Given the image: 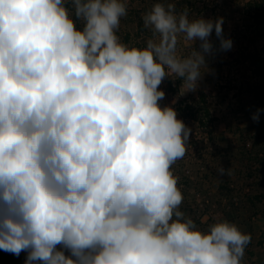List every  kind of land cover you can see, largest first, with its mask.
Returning <instances> with one entry per match:
<instances>
[{
  "label": "clouds",
  "instance_id": "1",
  "mask_svg": "<svg viewBox=\"0 0 264 264\" xmlns=\"http://www.w3.org/2000/svg\"><path fill=\"white\" fill-rule=\"evenodd\" d=\"M129 2L0 0V249L24 264H242L250 233L181 210L173 166L192 129L160 103L165 78L198 90L213 31L232 47L224 18L154 0L137 46L117 34Z\"/></svg>",
  "mask_w": 264,
  "mask_h": 264
},
{
  "label": "rangeland",
  "instance_id": "2",
  "mask_svg": "<svg viewBox=\"0 0 264 264\" xmlns=\"http://www.w3.org/2000/svg\"><path fill=\"white\" fill-rule=\"evenodd\" d=\"M153 2L130 0L117 33L123 42L143 46L151 36L142 16ZM176 8H188L190 18L223 17V35L232 41L226 51L214 45L210 71L196 92L180 95L179 79L165 78L160 85L166 94L160 103L175 101L178 118L192 129L186 156L173 166L184 196L181 210L204 229L217 219L235 223L252 237L246 263L264 264V75L253 63L264 57V18L257 21L264 17V0H177ZM210 39L217 40L214 31ZM186 104L194 106L197 118L207 110L213 122L199 125L184 111ZM220 166L231 175L219 176Z\"/></svg>",
  "mask_w": 264,
  "mask_h": 264
},
{
  "label": "trees",
  "instance_id": "3",
  "mask_svg": "<svg viewBox=\"0 0 264 264\" xmlns=\"http://www.w3.org/2000/svg\"><path fill=\"white\" fill-rule=\"evenodd\" d=\"M263 18L264 17L261 16L257 19V21L259 23H261L260 19H263ZM214 45L219 47V40L218 39L214 42ZM262 50L264 51V47L262 48ZM253 63L256 66L257 74H259V76H263L264 75V57H261V56L256 57L254 59ZM201 101L205 102V99L203 98ZM184 111L187 112L190 117L196 118L198 120L199 125H201V126H208L209 123L213 122L212 119L210 118V114L207 110H202V114L198 118L195 116L196 115L195 108L191 104L190 105L186 104L184 107ZM198 111H200V110H198ZM24 261L25 260H24L23 252H21L19 256H16L14 254L5 252L4 250L0 249V264H24Z\"/></svg>",
  "mask_w": 264,
  "mask_h": 264
},
{
  "label": "crops",
  "instance_id": "4",
  "mask_svg": "<svg viewBox=\"0 0 264 264\" xmlns=\"http://www.w3.org/2000/svg\"><path fill=\"white\" fill-rule=\"evenodd\" d=\"M242 264H249L248 262L246 263V260L243 258Z\"/></svg>",
  "mask_w": 264,
  "mask_h": 264
}]
</instances>
